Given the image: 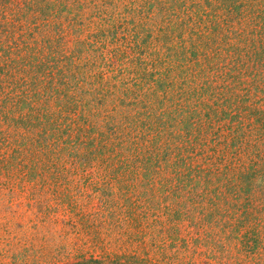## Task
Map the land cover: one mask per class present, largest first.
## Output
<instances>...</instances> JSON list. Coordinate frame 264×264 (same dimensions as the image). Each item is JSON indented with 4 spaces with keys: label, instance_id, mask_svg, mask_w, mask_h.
Returning <instances> with one entry per match:
<instances>
[{
    "label": "trees",
    "instance_id": "obj_1",
    "mask_svg": "<svg viewBox=\"0 0 264 264\" xmlns=\"http://www.w3.org/2000/svg\"><path fill=\"white\" fill-rule=\"evenodd\" d=\"M72 1L53 33L49 1L0 2L53 36L0 33V219L61 215L69 264H264V0H108L85 30Z\"/></svg>",
    "mask_w": 264,
    "mask_h": 264
},
{
    "label": "rangeland",
    "instance_id": "obj_2",
    "mask_svg": "<svg viewBox=\"0 0 264 264\" xmlns=\"http://www.w3.org/2000/svg\"><path fill=\"white\" fill-rule=\"evenodd\" d=\"M16 2H23L24 0H15ZM48 3L52 4L51 11L52 14L47 22H49L50 25H47L46 29L48 33H53V27L57 25V22H55V19H60V23H62V27L66 28L67 22H65L66 18H70L72 15H75V4L72 0H47ZM1 2V0H0ZM108 3V0H84L81 2V6H83L82 13L84 14L82 22L83 25L79 27V29L85 30V25H87L86 20L92 19L91 17L97 16L94 12L96 10H103L105 14L109 13L110 9L112 7H109V5H106ZM262 5V2H260ZM261 5H258L256 9H263L264 7H261ZM264 5V3H263ZM104 6V7H103ZM14 11H10L7 13L6 18H11ZM37 15V14H36ZM95 19V18H94ZM7 21L11 22L8 23L9 27H6L2 19L0 17V33L1 30L6 32H12L13 26L14 28H19V24L13 23V19H7ZM42 20L36 21V23H29L28 21H20V25L22 26L21 31L22 34H16L14 37H16L19 41H23L26 44H31L32 39H36L39 41L38 43L40 46H43L44 43L46 44L47 39H52L53 36H41L40 32H43L42 30L45 29V26L40 23ZM45 23V22H44ZM52 30V31H51ZM10 32V33H11ZM65 33H71V32H65ZM84 34V33H82ZM18 36V37H17ZM88 34H85L81 36L82 39H86ZM77 39V37L66 39L67 47H71L72 43L71 41H74ZM259 109H262L261 107H258ZM230 142V141H228ZM217 146V143L211 142L209 147L215 149ZM223 149V147H221ZM226 159L224 162H222L221 167H224L223 165L226 164V160L231 161L235 160L234 166L236 173L240 172H246L250 165V159L247 155H238L236 156H225ZM239 162L236 161V159H239ZM260 178L257 179L256 182H252L251 189L253 191L258 190L257 192L261 191L263 188V183L260 182L262 176H258ZM263 185V186H262ZM256 197H258L259 193H254ZM93 205V204H92ZM87 206L84 208L87 213H93L96 211V204L94 206ZM92 207V208H91ZM94 207V209H93ZM29 214L26 216V218H21L19 220H13L10 219V217L2 218L0 219V264H31L32 261H35L36 258L40 256V258L43 260L45 257H42V254L48 255L49 258L56 259L55 263L53 264H66V263H75L78 261L76 259V255L80 253H87L90 252V250H87L85 247L82 246V244L76 245L74 243L75 240H79V236L77 233L73 232L72 235L68 234V228L63 223V217L61 215H57L55 218H53V221L49 222L46 221V223H43L41 220V217L35 218V214H32V212H28ZM101 213V212H100ZM4 215V214H2ZM197 219H201L198 215H195ZM29 220H33L30 222ZM71 222L74 224L73 227L82 228L81 224H76V220L74 217L69 218ZM214 221H217L216 219ZM105 231V230H104ZM71 231H69L70 233ZM76 246V248L74 247ZM44 247H47L46 250H44ZM112 252H119L117 250L116 246L113 244L110 246ZM109 248V249H110ZM124 249L120 250L123 252ZM34 251H37L38 253H34ZM43 251V252H42ZM94 255H99V252L94 253ZM153 255V252H152ZM154 257L156 255L154 254ZM243 259L244 263H249L248 259L246 260L245 256L240 257ZM201 260L198 262V264H209V261ZM251 263V261H250ZM51 264V263H50Z\"/></svg>",
    "mask_w": 264,
    "mask_h": 264
}]
</instances>
